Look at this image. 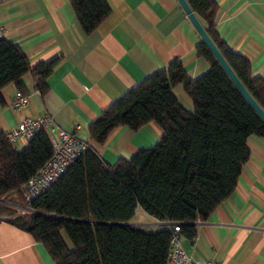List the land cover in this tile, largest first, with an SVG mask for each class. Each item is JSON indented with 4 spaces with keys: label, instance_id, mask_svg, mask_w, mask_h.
<instances>
[{
    "label": "trees",
    "instance_id": "trees-1",
    "mask_svg": "<svg viewBox=\"0 0 264 264\" xmlns=\"http://www.w3.org/2000/svg\"><path fill=\"white\" fill-rule=\"evenodd\" d=\"M186 1L264 109V79L252 77L249 61L218 40L215 1ZM71 6L87 34L110 13L107 0H71ZM197 52L210 64L203 75L190 80L181 63L174 61L109 105L89 127L91 141L103 144L120 126L137 131L154 121L162 129L154 146L113 165L89 146L30 204L18 189L52 155L50 137L41 130L16 150L0 133V217L42 243L54 264H167L172 224L144 230L130 224L137 211L158 221L180 223L185 237L194 235L195 222L206 220L235 189L249 157L248 137L264 138V121L202 41ZM58 60L30 67L16 45L0 39V92L8 84L20 85L30 73L44 94ZM177 84L192 99L193 112L175 97L172 89ZM13 198L20 204L11 203Z\"/></svg>",
    "mask_w": 264,
    "mask_h": 264
},
{
    "label": "crops",
    "instance_id": "crops-1",
    "mask_svg": "<svg viewBox=\"0 0 264 264\" xmlns=\"http://www.w3.org/2000/svg\"><path fill=\"white\" fill-rule=\"evenodd\" d=\"M214 1L218 40L249 61L252 77L264 79V0ZM107 2L109 15L89 34L79 25L71 0L0 2L3 39L18 47L30 67L59 59L44 94L37 92L30 73L20 85L11 83L1 90L0 133L16 127L23 117L49 114L59 127L87 141L109 165L130 160L159 141L162 129L154 121L137 131L120 126L103 144L91 141L89 127L109 105L174 61L181 63L190 80L207 72L210 64L197 52L200 37L177 0ZM17 90L29 96V105L21 110L11 106ZM172 91L193 112L183 85ZM12 144L21 150L27 141L17 139ZM247 147L249 157L233 192L206 220L196 221L195 234L181 242L195 260L264 264V138L251 135ZM132 223L147 231L172 224L142 210ZM0 264L54 263L42 243L0 217Z\"/></svg>",
    "mask_w": 264,
    "mask_h": 264
},
{
    "label": "built area",
    "instance_id": "built-area-1",
    "mask_svg": "<svg viewBox=\"0 0 264 264\" xmlns=\"http://www.w3.org/2000/svg\"><path fill=\"white\" fill-rule=\"evenodd\" d=\"M2 38H4V30L0 26V39ZM28 105L29 96L17 90L11 100V106L16 110H21ZM41 130L48 133L53 152L39 171L19 187L18 192L26 204H30L40 194L47 191L76 159L89 148L87 141L59 127L49 114L35 119L23 117L16 127L4 133V138L11 143L17 139L28 141ZM11 206L21 211H29L20 206ZM184 238L185 236L181 233L180 223H172L167 264H220L214 261H201L191 258L183 249L181 242Z\"/></svg>",
    "mask_w": 264,
    "mask_h": 264
},
{
    "label": "water",
    "instance_id": "water-1",
    "mask_svg": "<svg viewBox=\"0 0 264 264\" xmlns=\"http://www.w3.org/2000/svg\"><path fill=\"white\" fill-rule=\"evenodd\" d=\"M181 8L183 9L184 13L186 14L187 18L193 25L194 29L198 33L200 40L206 45L209 49L215 60L224 70L226 75L229 77L233 85L236 89L240 92L243 98L247 101V103L251 106V108L255 111V113L260 117L262 121H264V109L255 101V99L251 96L249 91L245 88L243 83L239 80L235 72L229 66L223 55L221 54L220 50L211 39L209 34L207 33L205 27L199 21L195 13L191 10L190 6L188 5L186 0H177ZM133 224V223H130Z\"/></svg>",
    "mask_w": 264,
    "mask_h": 264
},
{
    "label": "rangeland",
    "instance_id": "rangeland-1",
    "mask_svg": "<svg viewBox=\"0 0 264 264\" xmlns=\"http://www.w3.org/2000/svg\"><path fill=\"white\" fill-rule=\"evenodd\" d=\"M8 200H10V199H8ZM10 202H11V203L20 204V203H19V200H18L17 198H13Z\"/></svg>",
    "mask_w": 264,
    "mask_h": 264
}]
</instances>
